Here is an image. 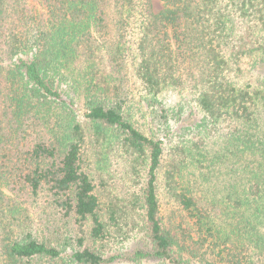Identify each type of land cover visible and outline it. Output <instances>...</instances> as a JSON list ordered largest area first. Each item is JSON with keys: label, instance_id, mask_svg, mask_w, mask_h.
<instances>
[{"label": "trees", "instance_id": "obj_1", "mask_svg": "<svg viewBox=\"0 0 264 264\" xmlns=\"http://www.w3.org/2000/svg\"><path fill=\"white\" fill-rule=\"evenodd\" d=\"M160 1L154 13L152 0H0V264H264V206L249 244L224 258L237 235L216 234L174 186L184 150L168 147L179 133L158 99L190 97L194 148L230 136L236 152L264 156V0ZM104 147L140 169L133 209L95 177ZM259 169L245 192L264 203ZM160 178L198 243L221 247L214 260L177 245Z\"/></svg>", "mask_w": 264, "mask_h": 264}, {"label": "rangeland", "instance_id": "obj_2", "mask_svg": "<svg viewBox=\"0 0 264 264\" xmlns=\"http://www.w3.org/2000/svg\"><path fill=\"white\" fill-rule=\"evenodd\" d=\"M163 8L164 4L160 0H152L154 13H159ZM158 99L170 111V118L172 117L174 122L172 129L180 136H175L169 141L168 147L170 150L176 148L184 150L180 157L182 173L175 178L174 186L178 185L177 190L186 188L189 194L199 199L202 210L210 216L206 223L214 224L213 231L216 234L237 235V238L234 237L231 243L224 246L223 254L226 258L236 252L235 246L240 248L243 243L249 244L252 227L257 221H262L255 219L252 214L256 207L260 208L264 203H256L259 199H253V196L245 191L255 181H259L262 171L259 167L260 162L264 163V156H252L241 150L236 152L231 143L227 144L230 136L210 138L199 149L194 148L192 145L197 141L196 128L188 119L189 113L194 109L190 97L184 90L166 88L158 95ZM260 107L264 120L263 105ZM179 111H182L181 119L175 117ZM193 120L195 122V118ZM230 130L233 128L225 126L221 131L228 133ZM189 149L192 151L191 155H188ZM93 154L94 151L90 155ZM93 159L97 160L95 177L106 185L103 190L109 193L110 200L122 206L123 200L131 198L130 204L133 209V193L138 190L142 178L139 175L140 169L133 171V164L121 152L117 153L116 148L112 150L104 147L93 156ZM166 160L169 161L170 157L168 156ZM165 184L160 178L158 183L160 215L165 226L172 230L177 245L180 247L190 245L198 250L204 259L214 260L221 247L198 243L199 232L172 197L171 185ZM239 200H250L252 205L236 207ZM261 226L259 224L256 226L257 230L259 229L258 235H264V228ZM233 229L236 234L232 233ZM254 246L250 245L251 249ZM261 255H264V251Z\"/></svg>", "mask_w": 264, "mask_h": 264}]
</instances>
